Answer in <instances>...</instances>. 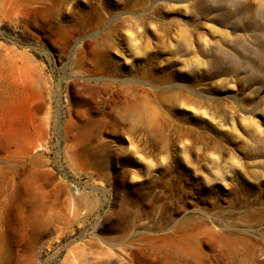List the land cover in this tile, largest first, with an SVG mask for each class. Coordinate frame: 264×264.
Masks as SVG:
<instances>
[{"label": "rangeland", "instance_id": "rangeland-1", "mask_svg": "<svg viewBox=\"0 0 264 264\" xmlns=\"http://www.w3.org/2000/svg\"><path fill=\"white\" fill-rule=\"evenodd\" d=\"M0 72L10 264H264V0H0Z\"/></svg>", "mask_w": 264, "mask_h": 264}, {"label": "bare ground", "instance_id": "bare-ground-1", "mask_svg": "<svg viewBox=\"0 0 264 264\" xmlns=\"http://www.w3.org/2000/svg\"><path fill=\"white\" fill-rule=\"evenodd\" d=\"M2 72V71H1ZM0 72V90L1 95L7 102L11 97L19 95V88L16 87L11 74H3ZM19 77V76H18ZM22 89V88H21ZM24 92V91H23ZM22 93V92H21ZM15 143L20 150L19 161L13 163H4L0 165V264H10L12 254L21 244L20 235L17 228L8 222L4 215L7 212L9 204L17 198L20 188L19 172H23L22 176H26L30 170L36 167L31 150L36 148V143L29 135H19ZM41 148L42 145H39ZM18 153V152H17ZM30 160V164H24V161ZM10 162V161H7ZM21 167H24L21 169ZM35 177V176H34ZM31 181V180H30Z\"/></svg>", "mask_w": 264, "mask_h": 264}]
</instances>
